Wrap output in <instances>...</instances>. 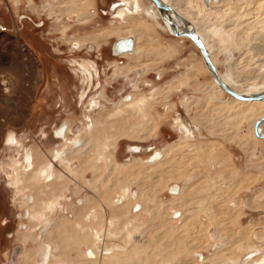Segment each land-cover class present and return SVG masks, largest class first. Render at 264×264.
<instances>
[{"label":"rangeland","instance_id":"1","mask_svg":"<svg viewBox=\"0 0 264 264\" xmlns=\"http://www.w3.org/2000/svg\"><path fill=\"white\" fill-rule=\"evenodd\" d=\"M82 1L76 21L68 10ZM114 1L0 0V264H255L246 259L255 248L264 254V140L252 138L248 119L228 117L244 106L216 98L188 37L159 16L112 22ZM177 1L202 19L224 80L263 91L264 0ZM143 24L136 51L113 55L112 43ZM110 28L122 30L98 36ZM81 59L99 73L82 104L71 66ZM117 62L124 69L113 74ZM133 94L145 98L142 109L128 106ZM93 95L100 106L87 132ZM63 126L84 148L69 165L58 158L53 187L43 171L55 150L72 147L55 134ZM155 150L164 157L145 163Z\"/></svg>","mask_w":264,"mask_h":264},{"label":"bare ground","instance_id":"2","mask_svg":"<svg viewBox=\"0 0 264 264\" xmlns=\"http://www.w3.org/2000/svg\"><path fill=\"white\" fill-rule=\"evenodd\" d=\"M75 1V0H74ZM79 1V0H78ZM151 1V0H150ZM163 1L165 4H167L168 6H170L174 12H176L179 16H181L182 18H184L187 23H184L182 22L181 20H178L177 18H175L174 15H172L171 13H168V12H165V11H161V10H158L155 5L153 4V2L151 1V5L148 6V7H143L141 5V3L139 2V0H117V1H114L110 4V9H109V12L108 15L109 16H112V22H124L126 21L128 18H130L131 16H135V15H138V14H143L145 17L147 18H150L152 20H157V16H159L160 18H162L163 22H164V25H165V28L170 31L174 36H179V37H188L186 36L185 34L190 32V31H193L195 32V34L197 35V37L201 40V42L203 43V45L205 46L207 52H208V55H209V58L211 60V62L213 63V65L216 67L214 61H213V56L210 54V50H212V47H213V44H212V40H210L209 38V33L205 32V31H202L203 29H200V20L199 23L198 21L195 22L194 20V13L192 12L193 10H191L192 8H188L187 7H183L177 0H161ZM210 1H211V4H213L212 2L214 0H207L205 4L206 7H208L210 5ZM68 2V1H67ZM70 2V1H69ZM72 2V1H71ZM83 2H79L77 4H72L71 5V8L70 10H68V14H71V13H76L79 17V19H76L77 20H83L84 17H85V14H86V11H84V8H86L88 5H83ZM71 4V3H69ZM84 7V8H83ZM194 8V7H193ZM195 9L197 10H200L201 7L199 5H196L195 6ZM195 11V10H194ZM198 14V13H197ZM75 21V20H74ZM81 22V21H80ZM155 22V21H154ZM205 24V23H204ZM203 24V25H204ZM120 25V24H119ZM122 25V24H121ZM202 25V26H203ZM162 25H160L161 27ZM205 26V25H204ZM203 26V27H204ZM125 27V26H124ZM161 28H164L163 26ZM202 28V27H201ZM119 30H122L121 28H110V29H106V32H101L98 34V36H104V35H107V34H110V33H113L115 31H119ZM126 30L132 32L130 35H128L127 37H119L117 38V40H115L114 42L118 41V40H123V39H130L131 40V48L130 50H125V51H118L117 49H115L113 47V44L114 42L112 43V46H111V52L113 55H121V56H126L128 57V53H133L136 51V48H137V42H138V39L140 37V35H143L148 29V26H145L144 24L141 26V25H138V26H134V27H128ZM132 30V31H131ZM83 38L82 39H79L78 41L80 42V44H83ZM80 46V45H79ZM197 48V47H196ZM217 50V47H215V51ZM202 59V58H201ZM203 61V60H202ZM122 62V61H120ZM113 66H115V70L113 71V74L116 73L117 71L121 70V69H124V66H120L118 65L117 63H111ZM204 64V62H203ZM71 66L74 67V69L72 70L74 74H76V76H78L79 78L83 79V80H87L88 81V78L90 76V70H93L94 67L88 62V59H81V60H73V62L71 63ZM90 66V67H89ZM206 70L209 72L210 74V78H211V85L213 87V89L215 90V93L219 92V94H216L215 96H217L216 98H218L219 96L218 95H221L222 92H224L223 90H221V88L218 86L217 82L215 81L213 75L211 74V72L209 71V69L206 67V65L204 64ZM217 69V67H216ZM96 70V69H95ZM122 71V70H121ZM123 72V71H122ZM218 74L220 75L221 79L234 91L236 92L237 94H240L241 96H251L253 94H257V93H260V92H263V91H259V92H242V91H239L237 89H235L233 86L229 85L225 80L224 78L222 77V75L220 74V72L217 70ZM94 73V72H93ZM88 75L85 77V75ZM96 74V73H95ZM84 75V76H83ZM91 81V80H90ZM89 81V82H90ZM81 84H84L81 83ZM87 86V85H86ZM131 86H134V88L136 89L137 87V83H133ZM133 88V89H134ZM83 89V88H82ZM205 92V90H204ZM210 92V91H209ZM225 93V92H224ZM102 94V93H101ZM227 94V93H226ZM229 95V94H228ZM230 96V95H229ZM83 97V96H82ZM97 95H95L93 98L91 97V101H90V107H89V110H88V114L86 115L85 120L87 122H89V126L86 127L85 126V129L87 130V132L91 131V128L93 126V118L91 116V114L100 106L99 105V101L96 99ZM133 98H131L129 101H127V104L128 106H136L137 108L139 109H142V107L144 106V100L145 98L144 97H140L138 99H135L134 98V94L132 96ZM231 97V100L232 102H236L238 103L239 105H243L244 107H241L239 108L237 111H231L230 112V115H228V117H237L238 119L242 120V119H248L249 120V125H250V128H251V134H252V138H256L257 140H264L263 138H257L254 133H253V123L254 121L259 117V116H264V111H262L259 107V105L261 104H264V98L261 99V100H238L232 96ZM90 100V99H89ZM230 104V103H229ZM229 105L227 106H223V111L225 112V110H228L229 111ZM88 108V106H87ZM144 109V108H143ZM91 113V114H90ZM221 113V112H220ZM208 115V118H209V114ZM212 118V116H211ZM225 118H227V115L225 116ZM210 119V118H209ZM208 119V120H209ZM230 119V118H229ZM211 120V119H210ZM220 120V119H219ZM225 120V119H224ZM227 120V119H226ZM236 120V119H235ZM177 121V128H178V131L179 133H181V135L183 136H187L189 134H191L193 136V132L191 130H189L186 125L179 119L176 120ZM222 122V121H221ZM207 123V122H206ZM209 123V122H208ZM220 123V122H219ZM227 123V121H226ZM230 123V122H229ZM231 124V123H230ZM233 124V123H232ZM215 126V125H214ZM62 128H65L64 126ZM67 128V127H66ZM212 129V128H211ZM214 129V128H213ZM80 131V130H79ZM68 132H72V131H69ZM257 133L261 136H264V121H261L258 126H257ZM56 134V133H55ZM75 134V133H74ZM78 134V132L76 133ZM12 135V136H11ZM80 135V133H79ZM10 138H12L14 140V137H13V134H10L9 135ZM56 136H58L59 138H62L63 137V132L59 133V134H56ZM76 136V135H75ZM182 136V137H183ZM69 136L66 135V137L63 139V141H65L66 143H70V145L72 147H69V148H64L62 149L63 151H61V149L59 150H55L54 153L57 154V158H61V163L64 162V160L69 164V154L70 153H73V152H80L83 148H84V141L83 142H80V141H77L76 139H73V138H68ZM190 137V136H189ZM86 142V141H85ZM65 145V144H64ZM206 147V146H205ZM136 147L134 146L133 148H131L132 150L135 149ZM174 148L173 145H169L168 146V152L169 151H172ZM130 149V150H131ZM35 152V150H34ZM172 155V154H171ZM33 156H35V154H33ZM64 156V157H62ZM164 157L163 155V152L161 150H155L153 151L147 158V160H145V163H149V164H152L156 161H159L161 160L162 158ZM171 158V157H169ZM34 159V158H33ZM69 160V161H68ZM52 161H54V163L56 161H58V159H52ZM51 161V162H52ZM56 165V164H55ZM53 163L48 165V171H46V168L44 169V173L46 174V178H45V182L50 185V186H53L55 185L54 182L56 180L55 178V170H54V166ZM33 168L35 171L37 166L34 165L33 163ZM50 169V170H49ZM138 172V171H137ZM43 174V175H45ZM133 175V173H132ZM128 176V175H127ZM170 176V175H168ZM156 181V180H155ZM159 182H157L158 184ZM46 184V185H47ZM150 185V184H148ZM151 186V185H150ZM153 186V185H152ZM151 186V188H152ZM177 186V185H176ZM54 187V186H53ZM51 187V188H53ZM156 187V186H154ZM182 189V188H181ZM150 190V189H148ZM173 190H176L175 188V185L173 186ZM144 192V191H143ZM142 192V193H143ZM141 193V192H140ZM176 193V192H175ZM167 205V204H166ZM248 206V205H247ZM79 210V209H78ZM76 212V211H75ZM132 233H128L129 236H131ZM218 238H220V234L217 235ZM135 240H139V239H135ZM50 242V241H49ZM223 243H226V240L223 238ZM218 248V247H217ZM219 250V249H214V252L216 253V251ZM259 248H255L253 249L252 251L250 252H253L251 255L248 256V258L246 260H250V258L255 262V264H264V258L261 257V259L259 261H255V257L257 255H262L264 256V254L258 252ZM88 252L91 254L90 256H94V253L92 255V250H88ZM218 252V251H217ZM217 254V253H216ZM212 255V254H211ZM120 262V261H119ZM245 264H250L249 262L250 261H244ZM243 262V263H244ZM117 264V263H116ZM227 264H235L233 261L230 262V263H227ZM239 264V263H237Z\"/></svg>","mask_w":264,"mask_h":264},{"label":"water","instance_id":"3","mask_svg":"<svg viewBox=\"0 0 264 264\" xmlns=\"http://www.w3.org/2000/svg\"><path fill=\"white\" fill-rule=\"evenodd\" d=\"M153 2V4L155 5V7L158 10L161 11H165L168 13H171L172 15L175 16V18H177L178 20H181L184 23H187V21L182 18L181 16H179L176 12H174V10L168 6L167 4H165L163 1L161 0H151ZM207 0H203L204 3H206ZM186 36H188V38L191 40V42L197 47L199 54L204 62V64L206 65V67L209 69V71L211 72V74L213 75L215 81L217 82L218 86L221 88V90H223L225 93L229 94L230 96L238 99V100H261L264 98V91L257 93V94H253L251 96H241L240 94H237L236 92H234L220 77V75L217 72L216 67L213 65V63L211 62L208 52L205 48V46L203 45V43L201 42V40L197 37V35L195 34V32L190 31L188 33L185 34ZM113 47L115 49H117L118 51H125V50H130L131 48V40L130 39H123V40H118L116 42H114ZM264 121V116H259L253 123V133L257 138H263L264 136H261L257 133V126L258 124Z\"/></svg>","mask_w":264,"mask_h":264},{"label":"flooded vegetation","instance_id":"4","mask_svg":"<svg viewBox=\"0 0 264 264\" xmlns=\"http://www.w3.org/2000/svg\"><path fill=\"white\" fill-rule=\"evenodd\" d=\"M110 6V5H109ZM125 37H127V36H125ZM121 38V37H120ZM123 38V37H122ZM117 64H118V62H117ZM95 75H97V78H98V75H99V73L98 72H96V74ZM94 74H92L91 75V77L89 76V78H88V81L87 80H83V79H81L80 78V81H81V83H83L84 82V84H82V88H81V90H80V92H79V97H80V100H81V104L85 101V98L87 97V94H85V92H86V85L89 87L90 86V82L92 83V80H93V78H94V76H95ZM84 76V75H83ZM86 76H88L87 74L85 75V77ZM91 80V81H90ZM90 81V82H89ZM91 87V86H90ZM87 93V92H86ZM83 96V97H82ZM95 95H93V96H91L92 98L94 97ZM91 97H89L88 98V108L86 109V111H85V113L83 112V116L84 117H86V115L88 114V110H89V107H90V101H91ZM90 99V100H89ZM93 123V122H92ZM85 126L86 127H88L89 126V122H87L86 121V124L84 123V127H82V128H84L85 129ZM68 130L69 131H71V128L70 127H65V128H59V129H56L55 130V133L56 134H59V133H61V132H63V137L62 138H60L61 140H63L65 137H66V135H68L69 133H71V132H68ZM58 137V136H57ZM7 141H8V143L9 144H14L15 143V141L12 139V138H10V136L8 135V138H7ZM149 156V155H148ZM56 159H58L57 158V156H56ZM53 163V165H55V163H54V161L52 162ZM69 163H70V161H69ZM67 165H69L68 163H67ZM55 173H56V171H55ZM43 174H45L44 172H43ZM46 175V174H45ZM56 175H57V173H56ZM55 175V176H56ZM57 179V178H56ZM50 187V186H49ZM51 188V187H50ZM52 189V188H51Z\"/></svg>","mask_w":264,"mask_h":264},{"label":"crops","instance_id":"5","mask_svg":"<svg viewBox=\"0 0 264 264\" xmlns=\"http://www.w3.org/2000/svg\"><path fill=\"white\" fill-rule=\"evenodd\" d=\"M88 62H91V61H89V59H88ZM91 63H92V62H91ZM90 65H91V64H90ZM93 65H94V64H93ZM94 66H95V65H94ZM89 67H90V66H89ZM95 69H96V67H94L93 70H90V72H91V73H90V77H91L92 74L95 75V73L97 72V70H95ZM93 72H94V73H93ZM33 158H34V156H33ZM34 160H35V158H34ZM51 161H52V158L49 160V165L53 162V161H52V162H51ZM33 163H34L35 166L38 167V164H36V161H34ZM33 170H34V169H33ZM49 170H50V169H49ZM46 171H48V168L46 169ZM32 174H33V173H32ZM42 180H43V179H42ZM43 181H45V180H43Z\"/></svg>","mask_w":264,"mask_h":264}]
</instances>
